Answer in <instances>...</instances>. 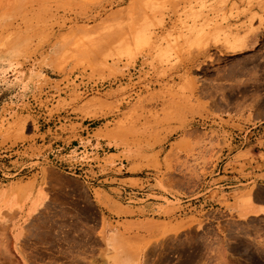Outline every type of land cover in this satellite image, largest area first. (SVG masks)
<instances>
[{"label":"rangeland","instance_id":"1","mask_svg":"<svg viewBox=\"0 0 264 264\" xmlns=\"http://www.w3.org/2000/svg\"><path fill=\"white\" fill-rule=\"evenodd\" d=\"M261 14L264 0H0V264H264V218L181 201L204 197L223 129H243L235 102L264 105V40L244 51ZM86 132L114 153L95 168L73 148ZM113 171L143 195L95 188Z\"/></svg>","mask_w":264,"mask_h":264},{"label":"crops","instance_id":"2","mask_svg":"<svg viewBox=\"0 0 264 264\" xmlns=\"http://www.w3.org/2000/svg\"><path fill=\"white\" fill-rule=\"evenodd\" d=\"M261 15L264 16V14ZM257 24L258 22L256 21V26ZM262 40H264V22L261 28L248 37L245 42L246 48L244 51L250 50L251 47H256ZM2 55L5 54H1V56ZM1 58L0 61L2 60ZM5 72H7V70ZM21 90L23 97L25 96L24 93L27 90V85L26 89L21 88ZM259 102H257V99L253 96L235 102V108L231 115L242 118L241 121L234 122L243 129H223L229 136L227 141L230 142L231 148H224L221 151L218 163L211 169V176L205 181L206 185L204 188L206 189L203 192L204 197L201 200H194L193 197L182 199V206L189 205L192 208L204 206V211L207 212H210V210L224 211V208L220 206L218 202H228L234 206L235 214L239 220L264 218V105L258 106ZM243 107V113L238 112V108L242 110ZM248 117L249 121H244ZM222 118L226 121L228 116L224 115ZM88 135L89 133L87 132L82 133L80 135L81 140L80 138L76 140L78 144L73 148H76L75 153L79 156L77 160L82 159L83 155L86 153L89 158L91 157V160L85 165L95 168L98 164L96 161L97 158L102 159L114 153L109 150L105 152L107 144L103 141L95 142L93 139H88ZM173 140L176 141L178 139L174 137ZM59 149L61 150L62 147H59ZM60 150L57 151L59 156H68V153L72 152L74 149H69L67 153L63 154ZM238 157H240V159H238ZM88 170L89 169H85L84 172ZM98 171L97 168L96 172ZM126 173L127 170H124L123 175H127ZM128 178L131 177L118 176L114 171L109 172L106 177L97 179L95 183L99 184L103 180L110 181L112 179L116 180V182L107 186H102L103 184H101V186L95 188L102 190L118 189L122 198L131 196L132 194L143 195L142 193L135 192L119 184V181ZM213 193L215 199L211 202L209 198ZM235 194L237 198L235 203H233ZM153 203L155 205L162 204L160 202ZM107 229H109V227ZM105 237V249L110 252L108 239H110L111 235H107L105 232Z\"/></svg>","mask_w":264,"mask_h":264},{"label":"bare ground","instance_id":"3","mask_svg":"<svg viewBox=\"0 0 264 264\" xmlns=\"http://www.w3.org/2000/svg\"><path fill=\"white\" fill-rule=\"evenodd\" d=\"M113 258V257H112ZM114 261V260H113Z\"/></svg>","mask_w":264,"mask_h":264}]
</instances>
